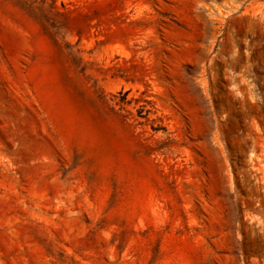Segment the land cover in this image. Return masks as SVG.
Wrapping results in <instances>:
<instances>
[{"label": "rangeland", "instance_id": "obj_1", "mask_svg": "<svg viewBox=\"0 0 264 264\" xmlns=\"http://www.w3.org/2000/svg\"><path fill=\"white\" fill-rule=\"evenodd\" d=\"M0 264H264V0H0Z\"/></svg>", "mask_w": 264, "mask_h": 264}]
</instances>
